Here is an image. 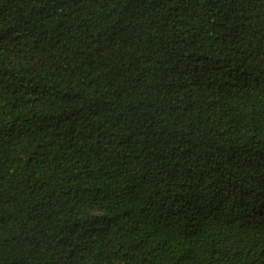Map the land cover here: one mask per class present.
Here are the masks:
<instances>
[{
  "label": "trees",
  "instance_id": "16d2710c",
  "mask_svg": "<svg viewBox=\"0 0 264 264\" xmlns=\"http://www.w3.org/2000/svg\"><path fill=\"white\" fill-rule=\"evenodd\" d=\"M0 264H264V0H0Z\"/></svg>",
  "mask_w": 264,
  "mask_h": 264
}]
</instances>
